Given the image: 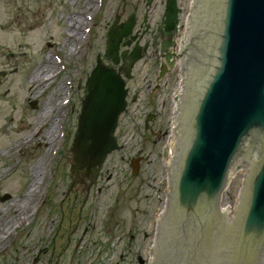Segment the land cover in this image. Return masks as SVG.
Masks as SVG:
<instances>
[{"label": "rangeland", "instance_id": "obj_1", "mask_svg": "<svg viewBox=\"0 0 264 264\" xmlns=\"http://www.w3.org/2000/svg\"><path fill=\"white\" fill-rule=\"evenodd\" d=\"M96 1L92 11L87 0H0V73H6L0 78V219L11 220L0 264H140L135 255L145 264L162 206L159 152L168 159L171 73L177 71L164 77L156 92H146L157 56L147 53L136 65L129 63L130 106L117 130L121 150L108 157L92 187L87 177L72 180L71 147L85 83L99 55L111 65L104 59L108 31L117 17L123 23L134 13L140 31L150 26L153 31L163 17V0L150 6L149 0ZM185 5L188 0H178L182 13ZM75 17L76 27L70 21ZM78 32L82 38L74 52ZM47 61L51 68L44 69ZM38 69L43 73L33 82ZM34 101L36 109L30 107ZM49 103L52 113L43 116ZM139 157L143 161L134 175L131 160ZM41 159L47 176L30 215L20 222L12 213L2 215L30 190Z\"/></svg>", "mask_w": 264, "mask_h": 264}, {"label": "water", "instance_id": "obj_2", "mask_svg": "<svg viewBox=\"0 0 264 264\" xmlns=\"http://www.w3.org/2000/svg\"><path fill=\"white\" fill-rule=\"evenodd\" d=\"M192 1V24L185 33ZM165 6L163 0V14ZM179 12L177 0H168L164 23L170 33ZM119 20L108 33L105 53L116 65L123 39L134 31L136 15L121 25ZM181 26L176 58L182 68L185 63L187 77L177 142L172 137L170 141V132L172 97L180 89L178 67L171 73L175 91L170 95L168 159H162L160 150L158 162L164 174L161 211L170 185L168 203L158 227L161 211L153 220L145 264H264V0H188ZM140 51L134 50L132 64L141 59ZM152 56L149 50L148 58ZM172 57L167 53L170 69L175 66ZM159 60L157 55L146 92L157 90ZM167 72L163 65L160 79ZM127 95L124 78L99 56L85 86L71 149L72 178L82 173L94 183L108 156L119 149L115 134ZM221 203L224 209L237 206L235 214L231 211L233 219Z\"/></svg>", "mask_w": 264, "mask_h": 264}, {"label": "bare ground", "instance_id": "obj_3", "mask_svg": "<svg viewBox=\"0 0 264 264\" xmlns=\"http://www.w3.org/2000/svg\"><path fill=\"white\" fill-rule=\"evenodd\" d=\"M87 3H88V8H90L92 11H94L97 1L96 0H89V1L87 0ZM78 19H79V17H75L73 19L71 18L70 21H71V23H74V26H75V22ZM75 36H76L75 37L76 39H75V43H74V52L77 51L76 48H78V46H79V40H81V38H82L81 34H79V33L75 34ZM72 37H73V35H72ZM71 55H72V52L70 50L68 56L71 57ZM47 68L48 69L51 68V64H49L48 61H47V63L44 64V69H47ZM42 73H43V70L38 69L36 71V73L33 75L32 81L34 82L35 78H37V76H39V75H42ZM43 80H44V78L41 77L40 81L43 82ZM52 106L53 105H50V103L47 106H45L43 108L42 115L44 116L45 113H50L51 114L52 110H53ZM43 116H42V118H43ZM48 117L47 118L50 119V115ZM39 124L37 125V127L39 126ZM41 124H43V121L41 122ZM37 127H36V129H37ZM36 129H34V131ZM51 129L52 130L49 131L50 139H51V137L53 135L54 126H52ZM46 141L47 142L50 141L49 139H47V135H46ZM8 154H9V151L6 152V155H8ZM44 161H45V159H41L35 164L34 169H33V173L30 176L31 177L30 190L27 192V194L24 195L23 200L18 205L13 204L12 206H9V207L5 208L3 210V214L2 215H4L6 212L7 213H12V214H14L13 218L17 217V222L23 221L24 219H26L30 215L33 205L36 203L37 199L40 197L43 185H44L45 180H46V176H47L46 169H45V171L43 170L44 169L43 168ZM15 212H16V214H15ZM1 220H4V221L0 222V250L7 243L8 236L10 235L9 234L10 233V229L8 228V225H9V223L11 221L9 219H7V220L0 219V221Z\"/></svg>", "mask_w": 264, "mask_h": 264}, {"label": "flooded vegetation", "instance_id": "obj_4", "mask_svg": "<svg viewBox=\"0 0 264 264\" xmlns=\"http://www.w3.org/2000/svg\"><path fill=\"white\" fill-rule=\"evenodd\" d=\"M166 6H167V3H166ZM166 6H165V10H166ZM182 14H183L182 11H180L179 16H178L177 30L173 31L172 35L170 34L169 31L166 30V26L164 25V14H163V17L161 19L160 24L157 26V28L155 30L151 31V26L149 24L148 25L150 27L148 30L146 29L147 31H145V30L140 31V30L135 29L134 35L136 37V40L132 41L131 37H130V38H127L123 41V48H122L121 54H122V56L124 55V59H121L120 64L115 67L117 69V71L122 76H124V77L126 76L127 70L130 67L129 63H131L132 53H133L135 46L137 45V42H139L140 45H141V43L144 42V47L146 45H148V51L143 54V57L149 52V50H151V53L154 56H157V55L160 56V60H159L160 61L159 62L160 63L159 64V73H160L161 64L163 62V60H162L163 46H165L167 44H171L174 41H177V39L179 38L180 26H181L180 19H181ZM192 16H193V14H192ZM144 20L145 19H143V22H144ZM141 27H142V25H141ZM149 36H151V39L148 40ZM132 46H133V48L131 49ZM159 73H158V76H159ZM157 79H158V77L155 79L156 83H157ZM144 90L149 91L150 87L148 86ZM136 98H137V96H136ZM129 106H130V104L128 105V107ZM82 178H80L79 181L82 182Z\"/></svg>", "mask_w": 264, "mask_h": 264}]
</instances>
